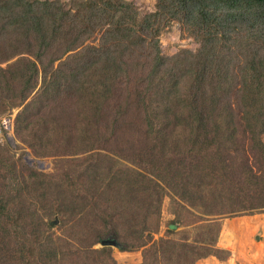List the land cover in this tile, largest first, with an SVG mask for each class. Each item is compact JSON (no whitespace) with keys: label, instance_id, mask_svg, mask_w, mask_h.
Masks as SVG:
<instances>
[{"label":"trees","instance_id":"obj_1","mask_svg":"<svg viewBox=\"0 0 264 264\" xmlns=\"http://www.w3.org/2000/svg\"><path fill=\"white\" fill-rule=\"evenodd\" d=\"M175 21L197 51L162 54ZM16 107V138L59 164L0 144V264H116L133 240L141 264H196L188 235L154 238L166 196L204 222L264 213V0H0V115Z\"/></svg>","mask_w":264,"mask_h":264},{"label":"rangeland","instance_id":"obj_2","mask_svg":"<svg viewBox=\"0 0 264 264\" xmlns=\"http://www.w3.org/2000/svg\"><path fill=\"white\" fill-rule=\"evenodd\" d=\"M58 1H60L64 6L70 8L72 4L74 5V3L78 0ZM125 1L133 3L142 15L150 12H155L157 10V0ZM101 40V35L96 34L94 40H90L89 43L91 45L99 46L101 44ZM159 40L162 48V54L164 56L175 55L180 50H189L195 52L201 46V42L197 39V36H195V34H193L192 32L188 31V29H186L183 26V23L180 21H175L170 26H166V29L163 30V32L159 36ZM73 53L74 52L72 51L66 54L62 58V60H65L69 55ZM57 65L58 62L55 63V66ZM1 66L6 67V64H2ZM21 109V107H16L12 109V111H8L0 115V144L2 146H7L10 149L18 163L20 159L21 163L38 173H44L50 176H53V174H57L56 168L59 164L58 157H36L32 154L30 148L26 147V145H24L16 138L14 134V119ZM116 158L122 163V165L124 164L133 169L137 168L136 164H132L129 161H125L124 159H121L117 156ZM202 211L203 209L201 205L192 207L189 204L180 200L179 198H177L175 202L172 200L171 196H166L163 201L159 231L154 236V238L160 239L165 237L168 229H172L173 233L171 234V237H175L176 239L180 238L182 235H188V246L186 247L185 252L186 254H188L190 261H194L196 262V264H221V261L227 258L228 253L217 249V244L211 245L207 243H212V240L215 239L217 228L219 225L223 229L225 224L229 225L233 222L235 223L232 225V228L234 229V227H239L243 224V220L241 217H244L246 215H227L211 223L200 221L199 219L195 218L196 215H201ZM260 214L264 213H257V215ZM178 216L180 221L177 224L176 221L178 220ZM52 223L54 227H49V229L56 230L57 222L54 220L50 223V225ZM45 229H47V225L45 226ZM229 237H223V239L225 240ZM198 241H204L205 244H202V242ZM132 243L133 244L131 245V247H129L127 250H121L116 246H111V255L115 260L116 264H141L143 262V247H140V243L134 240L132 241ZM238 244L243 245V248L249 251V253L250 251H253L250 247L251 244H249L247 248H245L244 241H239ZM235 246L237 247L236 244ZM94 248L101 249L102 245L97 244L94 246ZM250 254H252L254 257V255L256 256L258 253L254 254V252H251ZM249 256L248 253L244 252H239L238 255L240 260L242 259V262L243 260L247 261ZM234 261L235 258L232 259L231 264L239 263L237 261Z\"/></svg>","mask_w":264,"mask_h":264},{"label":"crops","instance_id":"obj_3","mask_svg":"<svg viewBox=\"0 0 264 264\" xmlns=\"http://www.w3.org/2000/svg\"><path fill=\"white\" fill-rule=\"evenodd\" d=\"M241 218L243 220V224L239 227H234V229L232 228V225L235 223L232 222L229 225L224 223L226 227L224 225L216 248L227 252L228 256L225 260L221 261V264H231L233 258H235V261L239 262L238 264H264V214L251 216L246 215ZM223 237L229 238L224 240ZM238 240L244 241L245 248L251 244L250 247L253 251H250V253L254 252V254H258L253 257L249 251L243 248V245L238 244ZM239 252L248 253V256L250 255L247 261L243 260L242 262V259L240 260L238 257Z\"/></svg>","mask_w":264,"mask_h":264},{"label":"water","instance_id":"obj_4","mask_svg":"<svg viewBox=\"0 0 264 264\" xmlns=\"http://www.w3.org/2000/svg\"><path fill=\"white\" fill-rule=\"evenodd\" d=\"M101 245H102V247H105V246H111V245H113V243H112V240L106 239V240L102 241Z\"/></svg>","mask_w":264,"mask_h":264}]
</instances>
